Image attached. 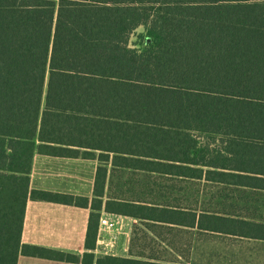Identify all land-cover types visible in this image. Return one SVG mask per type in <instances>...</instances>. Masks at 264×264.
Wrapping results in <instances>:
<instances>
[{"label": "trees", "instance_id": "obj_1", "mask_svg": "<svg viewBox=\"0 0 264 264\" xmlns=\"http://www.w3.org/2000/svg\"><path fill=\"white\" fill-rule=\"evenodd\" d=\"M35 152L96 160L91 200L30 190ZM107 164L264 191V0H0V264H158L94 260L102 210L264 240V224L104 200ZM28 198L89 208V252L22 244Z\"/></svg>", "mask_w": 264, "mask_h": 264}, {"label": "crops", "instance_id": "obj_2", "mask_svg": "<svg viewBox=\"0 0 264 264\" xmlns=\"http://www.w3.org/2000/svg\"><path fill=\"white\" fill-rule=\"evenodd\" d=\"M97 165L96 160L50 157L35 152L29 171V189L86 197L91 200ZM177 179L264 193L263 190L210 182L204 179ZM133 203L154 204L143 201H133ZM156 206L166 207L158 204ZM168 208L194 212L196 217L200 213H206L264 224V206L260 208L259 213H257L258 209L255 210L256 215L250 213V210H244L245 213L213 212L199 208L197 203L195 206L170 205ZM89 213V208L35 201L28 198L24 208L21 243L81 258L84 253L89 252L84 248ZM100 218L114 221L118 227L112 231L98 227L95 247L90 251L94 260L109 255L158 264H264V240L198 231L196 226L182 227L139 217L107 213L103 210L100 212ZM209 235L224 236L227 239L245 242H197ZM111 237H115L113 249L111 253H106ZM148 239L154 241L147 242ZM148 243L154 246H149ZM16 264L81 263L20 254Z\"/></svg>", "mask_w": 264, "mask_h": 264}, {"label": "rangeland", "instance_id": "obj_3", "mask_svg": "<svg viewBox=\"0 0 264 264\" xmlns=\"http://www.w3.org/2000/svg\"><path fill=\"white\" fill-rule=\"evenodd\" d=\"M145 29L138 27L129 38V46L138 50L145 47ZM108 172L105 185V197L143 201L158 205L195 206L213 212L250 213L256 215V209L264 206V193L246 191L231 186H216L203 182H189L177 178H167L145 172L112 169L107 164ZM242 209V212H241ZM148 239L147 242H153ZM197 242H245L227 239L224 236L209 235ZM149 246H154L148 243Z\"/></svg>", "mask_w": 264, "mask_h": 264}, {"label": "built area", "instance_id": "obj_4", "mask_svg": "<svg viewBox=\"0 0 264 264\" xmlns=\"http://www.w3.org/2000/svg\"><path fill=\"white\" fill-rule=\"evenodd\" d=\"M98 227H102L105 230H114L117 226V223L111 220H107L105 218H99V222H98ZM114 238L115 237H111L109 240V243L107 245V250L106 253H111L112 249H113V244H114Z\"/></svg>", "mask_w": 264, "mask_h": 264}, {"label": "water", "instance_id": "obj_5", "mask_svg": "<svg viewBox=\"0 0 264 264\" xmlns=\"http://www.w3.org/2000/svg\"><path fill=\"white\" fill-rule=\"evenodd\" d=\"M148 42H149V39L146 40V43H148Z\"/></svg>", "mask_w": 264, "mask_h": 264}]
</instances>
